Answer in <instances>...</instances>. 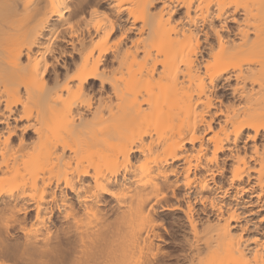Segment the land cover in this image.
I'll use <instances>...</instances> for the list:
<instances>
[{"label": "bare ground", "instance_id": "bare-ground-1", "mask_svg": "<svg viewBox=\"0 0 264 264\" xmlns=\"http://www.w3.org/2000/svg\"><path fill=\"white\" fill-rule=\"evenodd\" d=\"M0 264H264V0H0Z\"/></svg>", "mask_w": 264, "mask_h": 264}, {"label": "rangeland", "instance_id": "rangeland-1", "mask_svg": "<svg viewBox=\"0 0 264 264\" xmlns=\"http://www.w3.org/2000/svg\"><path fill=\"white\" fill-rule=\"evenodd\" d=\"M235 26H236L235 23H234V24H233L232 22H228V24L226 23V28L229 29V30L231 29L230 31L234 30V29H235ZM202 36H203V37H202ZM201 37H202V40H203V41L201 40V41L203 42L202 44H205V43H204V33H203V32H201V34H200V38H201ZM202 49H203V48H202ZM202 51L205 52L204 49H203ZM231 83H234V81H232ZM216 92L218 93V94H216V95L219 96V98L222 99V100H223L224 97H226L227 99L230 97V96H229V92H228V90H227V89H224V88H222V87H220V86L218 87V89H217ZM221 96H222V97H221ZM219 98H218V99H219ZM225 101H227V100L225 99ZM261 141H263L262 138L258 140V143H261Z\"/></svg>", "mask_w": 264, "mask_h": 264}]
</instances>
